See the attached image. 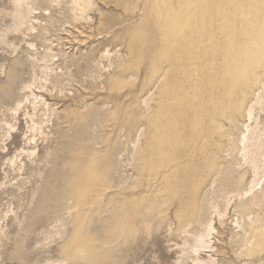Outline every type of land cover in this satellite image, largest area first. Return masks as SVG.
I'll list each match as a JSON object with an SVG mask.
<instances>
[{
	"label": "rangeland",
	"instance_id": "374dc122",
	"mask_svg": "<svg viewBox=\"0 0 264 264\" xmlns=\"http://www.w3.org/2000/svg\"><path fill=\"white\" fill-rule=\"evenodd\" d=\"M92 2L81 19L70 0H33V31L15 30L13 0H0V264H68L95 245L123 249L111 252L119 264H149L152 250L126 247L161 193L156 222L179 254V220L200 197L203 214L224 202L218 165L244 124L264 128V98L246 115L264 85V0ZM32 91L48 106L33 107ZM164 160L179 164L161 172ZM240 168L233 179L246 183L252 171ZM234 201L214 222L217 257L264 264V206L241 244Z\"/></svg>",
	"mask_w": 264,
	"mask_h": 264
},
{
	"label": "bare ground",
	"instance_id": "6f19581e",
	"mask_svg": "<svg viewBox=\"0 0 264 264\" xmlns=\"http://www.w3.org/2000/svg\"><path fill=\"white\" fill-rule=\"evenodd\" d=\"M70 1L72 2L71 5L72 4L75 5L72 7H75V9L77 11H80V15H79V12H78V15L81 19L82 18H84V19L90 18L88 15V12H89V10L93 9L92 6L95 5V2L93 3L92 0H70ZM31 3H33V0H13L12 4H14V6H13L12 10L9 12V14H10L9 16L12 17V20H13V26L12 27L15 30H19L21 27L26 25L29 30L34 31V29H35L34 22L37 21V19L34 17V15L37 14V12H36L37 8L35 6H34L35 7L34 8ZM77 11H75V13H77ZM74 15H75V17H78V16H76V14H74ZM78 19H76V20H78ZM78 21H80V20H78ZM30 46H33V44H30ZM48 55H46V57ZM44 58H45V56H44ZM42 59H43V57H42ZM44 60L48 61V57L45 58ZM166 68L164 67L165 72H166ZM47 69H50V67L49 68L47 67ZM239 71H240V69H239ZM165 72H164V74H165ZM262 86L263 87L261 89L263 91L261 92L259 90L260 93L258 92L256 100L254 102H252V104H250L249 108L247 107L248 109H247L246 115H247L249 120H252V118H253V111L255 109V106L257 104H260L264 98V85H262ZM259 87H261L260 84H259ZM30 90H31V87H30ZM255 91H256V89H255ZM31 96L33 97V105H34V106L32 105L33 107L37 108L36 106H37V103H39V102L43 103V105L48 106L45 99L42 98V95L36 94L35 92L32 91ZM255 96H256V94H255ZM249 103H247V104H249ZM34 110H36V109H34ZM44 113H46V112H44ZM51 113H53V112H51ZM46 115H47V113H46ZM47 117H48V115H47ZM231 118H233V117H231ZM236 120H238V119H236ZM47 121H48V119L45 120V122H47ZM45 122H43V123H45ZM40 123H41V121H40ZM234 123H236V122H234ZM244 126H245V130H243L235 139V146L233 148L229 147L230 149L228 148L230 153H228V152L227 153L229 154L230 157H232V159L230 161H228L229 159L227 160V164L225 165L226 167L225 168L222 167V170L220 169V166L218 165V168H217L215 174L213 175L214 177H215V175L219 176L218 178L221 179V180L220 179L219 180L222 182V184L226 185V188H225L226 189V192H225L226 196H225V199H223L224 202L220 203L218 201L213 202L214 200L211 201L210 205L207 208V209H209V212L206 210V212H208V213L203 214V209H205V208L201 207V205H200L201 201L203 200L200 197V198H198V200H195V203H197V206L196 207L194 206V208L191 211H189L188 214L186 213V215L183 217V220H181V221L179 220V227L176 230V233L174 232L177 235L174 236L173 238H175V239L172 238V240L176 242L175 245L180 249L181 255H180V253L179 254L178 253H170L172 250L171 251L168 250L170 248H167V245L165 247V245H164L165 241L163 243L162 234H164V233L159 232V223L160 222H156V221L159 218V215L160 214L162 215V212L159 211V208L162 205V203L164 202V198H165L162 193H161V195L160 194H158V195L153 194L151 199L149 200V204L148 205L146 204L144 207H142L141 212L139 213L142 222L137 226V232H136L137 234H135L136 236L134 238H132L131 241H129L127 243L128 244L127 247L124 244L129 252L133 251L136 247L141 249V250H148V249L152 250L153 253L150 250H148L152 254V255L149 254L152 256V259H150L151 257L149 258L150 259L149 264H154L153 262H155V264H180L181 261H183V259H182L183 256H187L192 261L191 263H187V264H221L222 263V262L220 263L221 259L220 260L218 259V257H217L218 254H216L215 246L212 242V238H213L212 236L214 234V231L216 230L214 222L218 221L219 224H222V220L228 211L229 205L232 204V201H234L233 199H235V201H234V203H235L234 205H235V209H236L235 215L238 216V218L234 219V222L236 224V227L239 228L238 231L242 232V233L240 232V234H238V235H240V237L237 236V237H239V239H237V237H236L237 243L238 242L241 244H244V242L249 243L254 238L253 237L254 233L250 231L249 227L254 226L256 223L254 225H252L249 222L251 220V215L253 214L252 209L256 210V207L262 208L264 206V190L260 192V196H259V193L256 196H253V197H250V196L255 194V192H258V190L262 189V187H263V182H264V128L260 129V128H258L257 124L255 126H252L248 123L244 124ZM31 139L34 140V137ZM31 152H33V151H31ZM31 152H30V154H31ZM162 164H164L165 166L161 172H165L166 170H168L172 166H176L179 163L176 164L173 162V160H168V161L164 160L162 162ZM244 165H247V167L252 171V176L248 182H246V183L243 182L244 183L243 184L240 180L236 181L237 177L235 178L233 176H234V174H236V172H238L237 169L240 167H243ZM136 166H137V164H136ZM237 166H239V167H237ZM246 172H247V169H246ZM238 175H239V173H238ZM233 178L236 179L235 180L236 182L234 181ZM131 185H133V184H131ZM116 188H118V187H116ZM91 196H93V195H91ZM249 197H250V199H248L247 201L252 202V204H251L252 206L250 205V207L249 206L245 207L244 206V203H246L245 199H247ZM183 198L185 201L189 200L190 195L185 194V196ZM91 200H93V199H91ZM120 203H122V202H120ZM116 208L117 207L115 206V209ZM119 211H121V210H119ZM214 214L216 215L215 218H213ZM115 216H116V213H115L114 217ZM119 218H120V216H119ZM78 220L80 221V219H78ZM114 220H115L114 222L117 221V216L115 217ZM252 220H251V222H252ZM263 221L264 220L261 221L262 224L264 223ZM148 225H149V227H148ZM256 227H258V226H256ZM109 229L111 231L112 228H109ZM236 231H234V229L231 230L229 233L230 236H234ZM89 235H91V234H89ZM182 235H185V236L183 239H181L182 240L181 243L178 244V241L180 240V239L178 240V238H180V236H182ZM187 236L188 237L191 236L193 239L190 240L189 238H191V237L187 238ZM110 237H112V236H110ZM114 238H115V236H114ZM108 239H111V238L108 237L107 240ZM170 240L171 239H169V241ZM100 241H102V239H100ZM108 241L107 242L103 241L102 243L107 244ZM95 246H92L90 249H88L86 246V247L80 249L79 252L75 251V252H71L70 254L68 253L69 255L66 254V256L61 259V262L68 261L69 263L71 262V264H119L120 263L119 257H122V256L120 255L117 258L116 256H113L111 252H113V254H114V251H121L123 249L116 248L114 246V247H109L107 249L108 251H105V250H103L102 245L98 246V247H95ZM152 246L153 247L156 246L157 251L155 250V252H154V249L152 248ZM168 246H170L172 248L171 245H168ZM124 252H125V250H124ZM145 252H147V251H145ZM144 253H142V254H144ZM122 254H124V253H122ZM128 254H130V253H128ZM156 254H157V256H155ZM176 254H178V256ZM175 255H176V257H175ZM147 256H148V254H147ZM125 257H129V255L125 256ZM153 258H156V261H154ZM125 259H128V258H125ZM147 260H148V258H147ZM121 263H123V261H121ZM48 264H51V261Z\"/></svg>",
	"mask_w": 264,
	"mask_h": 264
}]
</instances>
